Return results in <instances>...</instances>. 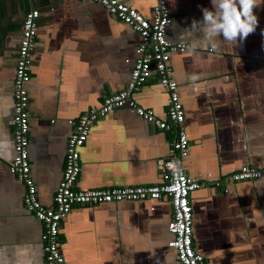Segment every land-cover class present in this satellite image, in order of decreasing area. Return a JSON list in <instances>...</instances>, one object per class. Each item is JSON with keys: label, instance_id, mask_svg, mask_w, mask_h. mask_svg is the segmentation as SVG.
<instances>
[{"label": "crops", "instance_id": "0c3cea01", "mask_svg": "<svg viewBox=\"0 0 264 264\" xmlns=\"http://www.w3.org/2000/svg\"><path fill=\"white\" fill-rule=\"evenodd\" d=\"M147 17L154 0H120ZM166 37L183 43L170 65L183 105L189 151L185 172L201 181L191 192L192 238L204 264H264V173L258 179L225 176L264 160V0L258 26L239 46L189 50L211 0H165ZM40 11L32 50L29 94L31 174L39 200L52 205L61 178L68 119L98 107L125 87L138 57L139 34L92 0H0V264H47L42 224L23 205L24 185L9 171L17 46L25 13ZM195 75L197 79H190ZM139 105L166 118L168 94L153 72L133 92ZM176 129L162 130L127 107L98 118L80 150L75 187L151 185ZM220 181V185H214ZM172 206L159 200L75 206L60 223L66 264H177L168 245Z\"/></svg>", "mask_w": 264, "mask_h": 264}, {"label": "built area", "instance_id": "2783aa9c", "mask_svg": "<svg viewBox=\"0 0 264 264\" xmlns=\"http://www.w3.org/2000/svg\"><path fill=\"white\" fill-rule=\"evenodd\" d=\"M101 4L124 24L136 31L141 43L138 57L131 68L124 88L106 95L102 103L76 118L68 119L72 127L67 137L64 166L55 189L52 205L43 204L31 174L29 144V94L27 85L31 79L32 50L38 29L40 11L28 10L22 20L21 35L17 46L13 79L12 140L13 156L9 171L24 185L23 205L34 213L42 224V249L47 264H66L59 239L60 223L75 206L94 205L115 201L159 200L166 198L172 206V217L167 230L172 235L168 245L176 252L177 264H204V256L198 253L192 238V201L190 194L201 187V181L189 176L180 166L187 156L189 139L182 123L183 105L177 93L178 84L172 76V53L184 51L183 43H172L167 37L171 14L165 0H154L150 17L120 0H92ZM168 94L166 118L138 104L133 92L143 85L152 73ZM121 107H127L145 121L162 130L176 129L167 156L160 161L161 181L151 185L110 186L92 189L76 188L81 170L80 150L88 138L91 126L99 117ZM264 173V160L259 166L242 165L224 178L231 181L254 180ZM214 185H220L216 181Z\"/></svg>", "mask_w": 264, "mask_h": 264}, {"label": "clouds", "instance_id": "9594fccd", "mask_svg": "<svg viewBox=\"0 0 264 264\" xmlns=\"http://www.w3.org/2000/svg\"><path fill=\"white\" fill-rule=\"evenodd\" d=\"M211 4L212 9H202V20H193L189 27L200 34L190 42V51L205 47L216 52L221 41L236 47L256 30L259 21L254 8L260 6L258 0H211Z\"/></svg>", "mask_w": 264, "mask_h": 264}, {"label": "water", "instance_id": "95a60500", "mask_svg": "<svg viewBox=\"0 0 264 264\" xmlns=\"http://www.w3.org/2000/svg\"><path fill=\"white\" fill-rule=\"evenodd\" d=\"M180 166H181V161H180Z\"/></svg>", "mask_w": 264, "mask_h": 264}]
</instances>
